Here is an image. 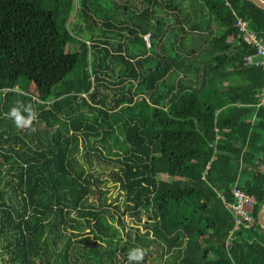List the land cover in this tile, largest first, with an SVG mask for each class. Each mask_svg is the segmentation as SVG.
I'll list each match as a JSON object with an SVG mask.
<instances>
[{
    "label": "trees",
    "instance_id": "16d2710c",
    "mask_svg": "<svg viewBox=\"0 0 264 264\" xmlns=\"http://www.w3.org/2000/svg\"><path fill=\"white\" fill-rule=\"evenodd\" d=\"M236 17L264 43L251 0H0V264H264L263 72Z\"/></svg>",
    "mask_w": 264,
    "mask_h": 264
},
{
    "label": "built area",
    "instance_id": "2783aa9c",
    "mask_svg": "<svg viewBox=\"0 0 264 264\" xmlns=\"http://www.w3.org/2000/svg\"><path fill=\"white\" fill-rule=\"evenodd\" d=\"M235 25L241 32L242 40L253 45L254 50L245 55V61L254 65H259L263 72V82L257 91L256 105L264 106V43L255 32L248 26L246 19L236 17ZM231 193L233 199L224 201L225 206L230 210L233 217V226L238 224L249 225L253 221L252 214L249 211L250 206L254 202L252 193L244 191L235 183L231 186ZM220 198L224 200L223 193L219 194Z\"/></svg>",
    "mask_w": 264,
    "mask_h": 264
},
{
    "label": "clouds",
    "instance_id": "9594fccd",
    "mask_svg": "<svg viewBox=\"0 0 264 264\" xmlns=\"http://www.w3.org/2000/svg\"><path fill=\"white\" fill-rule=\"evenodd\" d=\"M17 105L19 106H14L10 109L7 114L8 117L14 121L18 128L30 126L32 121L36 118L35 113L31 109L26 108L25 110L29 112V115L25 118L20 111V106H23L22 102L17 101ZM144 255V250L142 248H137L130 252L129 259L139 262L143 260Z\"/></svg>",
    "mask_w": 264,
    "mask_h": 264
},
{
    "label": "rangeland",
    "instance_id": "374dc122",
    "mask_svg": "<svg viewBox=\"0 0 264 264\" xmlns=\"http://www.w3.org/2000/svg\"><path fill=\"white\" fill-rule=\"evenodd\" d=\"M72 14H70V16H69V19H72ZM73 30V29H72ZM68 32H69V34H68V36H69V38L70 39H68L69 41H68V47L69 48H72V47H75L76 45H77V41H75V40H73L72 38H73V36H71V34H70V31L68 30ZM144 37L145 38H147V34H145L144 35ZM67 75V74H66ZM65 75V76H66ZM60 81V80H59ZM60 82H57V83H55L54 85H53V88H55V87H57L58 86V84H59ZM13 89L14 90H18V91H20V88L17 86V85H15V86H13ZM27 130H29L28 132L29 133H33V134H35L36 135V128L35 127H29ZM18 133V132H17ZM20 134V133H19ZM97 145H99V143L97 142L96 143ZM80 150L81 149H84V146L81 144L80 145V148H79ZM115 150H116V148H114ZM162 175H164L163 177H168V175H166V174H162ZM107 186H108V191H107V193L110 195V196H114L116 193H117V188H116V186L113 184V183H111L110 181H108L107 182ZM118 196V198H121L119 195H117ZM122 218H123V223H124V226H131V227H138V228H141V226H140V222H137V221H135L134 220V218L131 216V215H129V213L128 212H126V213H123L122 214Z\"/></svg>",
    "mask_w": 264,
    "mask_h": 264
},
{
    "label": "water",
    "instance_id": "95a60500",
    "mask_svg": "<svg viewBox=\"0 0 264 264\" xmlns=\"http://www.w3.org/2000/svg\"><path fill=\"white\" fill-rule=\"evenodd\" d=\"M254 4L264 9V0H251ZM256 221L264 230V203L256 211Z\"/></svg>",
    "mask_w": 264,
    "mask_h": 264
}]
</instances>
